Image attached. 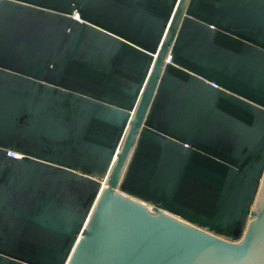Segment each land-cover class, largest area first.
Instances as JSON below:
<instances>
[{
    "label": "water",
    "instance_id": "water-1",
    "mask_svg": "<svg viewBox=\"0 0 264 264\" xmlns=\"http://www.w3.org/2000/svg\"><path fill=\"white\" fill-rule=\"evenodd\" d=\"M0 264H264V0H0Z\"/></svg>",
    "mask_w": 264,
    "mask_h": 264
}]
</instances>
